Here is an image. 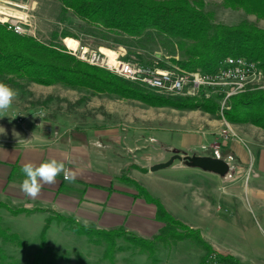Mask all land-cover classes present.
Wrapping results in <instances>:
<instances>
[{
    "label": "rangeland",
    "instance_id": "rangeland-1",
    "mask_svg": "<svg viewBox=\"0 0 264 264\" xmlns=\"http://www.w3.org/2000/svg\"><path fill=\"white\" fill-rule=\"evenodd\" d=\"M21 5H27V8H21ZM203 9L212 11L214 21L235 23L241 18H246L264 29L263 17L246 12L241 6L232 7L224 4L223 0H203ZM22 12L27 14V22L34 33L28 35L45 43L57 45L56 48L81 61L84 60L70 53L65 43L72 47L78 42V45L106 53L119 52L126 58L147 63L153 61L159 67L182 68L172 60L182 58L177 49V41L175 42L174 38L157 36L153 30H145L136 36L113 32L100 33L71 13L62 12L58 0H0V18L3 19L0 23L6 29L18 33L7 27V21L9 22L12 17L15 19ZM52 31L55 32L54 36ZM62 32L65 34L61 35ZM159 39L166 41L164 43L166 45L159 42ZM155 52H158V55H155ZM98 67L112 73L107 68ZM262 71V77H257L252 83L247 84L250 87H245L244 91L255 90L259 91V94H264V70ZM7 77L9 75L0 74V81L10 85L13 81L11 86L19 90V96L3 115L11 114L10 110H13L15 115L11 116L16 121H24L26 129L29 125L44 129L43 124L49 120L56 122L60 116H72L74 118L72 123H75L76 117H88L89 130L92 133L90 138L95 145L106 144L99 147L98 157L102 162L98 159L95 161L100 169H112L114 180L125 184L124 186L150 203L157 200L171 217L186 226L192 225L190 222L194 213L199 214L194 216L195 219L198 216L200 220L202 217L205 218L199 228L200 234L194 230V233L201 236L202 241H199L193 232L186 237L174 239L172 235L182 233L185 229L173 223L166 224V227L158 232L163 221L156 218L154 204L153 216L160 221V227L157 226L149 236L138 234L123 222L104 228L99 227L93 220L76 219L73 215H68L72 218L69 221L65 218L61 220L51 218L44 230V242L40 247L41 255L52 264H198L203 255L210 252L224 256L225 258H218L227 261L230 258L241 264H264V194L261 192L254 195L250 189H246L245 178L249 175L246 165L240 168L235 164L240 163V159L225 155L223 152V147L231 140L235 142L237 148L247 149L240 137V131L233 127V123L237 121H230L224 116L226 109H232L234 98L231 96L236 93L221 101L218 92H211L208 95H203L201 90L193 94L183 91L167 92L133 80H124L126 85L133 89L162 95L174 102L184 99L187 102L190 100L188 96L193 95L213 98L216 107L210 111L200 107H178L170 103L152 105L137 97L95 92L90 88L70 87L59 82L42 84L29 81L24 76H11L9 82ZM238 109L239 114L248 122L253 112L256 114L260 111V108L253 112L249 110L247 113L249 115H245L248 108L240 105ZM203 115L219 120V126L212 139L198 142L197 134L196 138L194 135L188 137L182 134V138L179 133L177 135L179 131L202 132L204 129L205 132ZM18 117L21 120H18ZM150 124L152 129L146 130ZM105 128L111 141L112 135L118 134L122 137L120 142L109 144L104 139L106 136L102 134ZM165 129H168L167 132H163ZM130 131L136 133V138H125ZM192 139L194 143H188ZM102 147L106 148V153L113 151L112 162L111 156L104 155ZM173 152L213 156L217 154L228 162L229 168L225 174L218 175L186 165L182 160L173 159L165 167L148 169L150 164L167 159ZM140 178L148 181L153 188L149 189ZM251 179L252 176L249 178V188L253 184L264 191V179L260 177H253V181ZM162 180L184 182L181 196L177 197V191L175 193L171 187L167 188L164 195L165 190L160 186ZM242 180L244 181L241 184ZM85 183L83 182L80 188H78L80 185H75L71 193L79 196L82 188L83 190L86 188ZM85 205L91 206V203ZM19 207L0 198V229L16 235V239L11 240H4L0 236V264H30L34 261L33 251L39 244L44 218L57 213L47 210L43 213L46 216H38L42 213H34L31 216L13 215L18 212L11 213L10 210ZM60 215L66 216L62 213ZM71 223L88 227L92 234L87 237L71 231L68 226ZM19 244L23 245L18 246Z\"/></svg>",
    "mask_w": 264,
    "mask_h": 264
},
{
    "label": "trees",
    "instance_id": "trees-1",
    "mask_svg": "<svg viewBox=\"0 0 264 264\" xmlns=\"http://www.w3.org/2000/svg\"><path fill=\"white\" fill-rule=\"evenodd\" d=\"M58 2L62 12L71 13L100 33L113 32L136 36L150 29L155 31L157 36L174 38L182 58L172 60L185 69L209 71L219 58L226 55H240L257 60L264 70V29L246 18H241L235 23L214 21L212 11L203 9V0H58ZM223 3L232 7L241 6L246 12L264 18V0H223ZM159 42L164 44L166 41L159 39ZM55 46L28 34L14 33L0 23V74L9 75L7 77L9 82L11 76H24L29 81L42 84L59 82L70 87L90 88L95 92L137 97L152 105L170 103L178 107H200L210 111L216 107L213 98L193 95L188 96L190 100L188 99L187 102L184 101L185 99L174 102L162 95L143 92L138 88L133 89L126 85L124 80L127 79L116 77L98 66L76 59ZM231 98H234L232 109L224 111L227 119L237 122L246 121V118L239 114V109L237 110L240 105L248 108L245 115L249 110L253 112L260 108L258 113L253 112L250 115L249 122L264 127V94H259V91L255 90L242 91L232 95ZM152 203L156 218L163 221L158 232H161L166 224L173 223L185 229L182 233L172 235L174 239L186 237L193 232L199 241L203 240L199 234L194 233L193 229L171 217L157 200H152ZM28 210L19 207L10 211L16 213ZM51 218L72 220L71 217L59 213L44 218L39 244L33 251L34 261L30 264H52L41 255L42 247H40L44 242V230ZM68 226L75 233L87 237L92 234L88 227L76 223ZM0 236L4 240L16 239L15 233L4 229H0ZM217 256L225 258L222 255L217 254ZM229 261L233 264H241L234 259L229 258Z\"/></svg>",
    "mask_w": 264,
    "mask_h": 264
},
{
    "label": "crops",
    "instance_id": "crops-1",
    "mask_svg": "<svg viewBox=\"0 0 264 264\" xmlns=\"http://www.w3.org/2000/svg\"><path fill=\"white\" fill-rule=\"evenodd\" d=\"M10 112L11 114L0 117V198L17 204L21 208L29 209L28 213L21 211L13 215L31 216L34 213H42L38 216H46L43 213L51 210V212L66 214V216L73 215L76 219L93 220L99 227L104 228L120 225L123 222L127 227L136 230L142 236L151 235V232L157 226L162 225V223L159 225L160 221L153 216V203L146 201L135 191L124 186L125 184H120L116 179L114 180L112 169H100L95 164L97 159L102 162L98 157L99 147L106 144L101 143L99 146L94 144L93 139L90 138L92 133L89 130L88 117H76L77 120L72 123V119H74L72 116H60L56 122L49 120V122L43 124L44 129L31 127L30 125L26 129L23 124L24 121H16L11 116L15 113H13V110H10ZM202 118L204 119V126L206 125L205 132L204 129L202 131L204 133L198 130L185 133L179 131L177 135L179 133L182 138V134H186L188 137L190 135L195 137L197 134L198 142L212 139L219 126V120L216 117H207L206 115H203ZM233 127L240 131L241 136H239L243 139L247 149L237 148L235 142L231 140L227 143V146L223 147V152L225 155L240 159V163H235L240 168L246 165L249 173L245 178L246 189H250L254 195L261 192L264 194V191L253 184L249 188V178L251 176V181H253V177L264 179V127L248 121L235 122ZM149 129H152L151 124L146 127V130ZM167 130L165 129L163 132H167ZM102 134L106 136L104 139L109 144L112 142L119 143L120 138H122L118 134L112 135L113 141H111L107 128L102 131ZM135 135V132L130 131L125 138L133 139L136 138ZM190 141L188 143H194L193 139ZM105 149L102 147L104 155H109L112 158L113 151L106 153ZM50 157L63 160L66 171L69 174L75 173L76 179L67 181L61 173L57 177V183L51 186L45 185L37 197L32 198L26 195L20 187L24 178L21 172L22 164L28 161L39 163ZM113 159H111V162ZM140 179L149 189L153 188L148 181L143 178ZM244 180L241 181V184ZM164 181L162 180L163 183L160 185L161 189L165 190L164 195L167 188L171 187L175 193L177 191V197L181 196L182 191H184V182H179V180ZM83 182H86L84 184L86 188L84 190L82 188L79 196H74L71 193L72 189L77 184L80 185L78 187L80 188ZM88 203H91V206L85 205ZM172 209L171 207V211ZM192 212L194 213L193 210ZM195 215L199 214L194 213L191 216L192 221L185 217L192 224H188L187 227L196 230L200 234L201 230L199 228H201L205 218L202 217L200 220L198 216L195 219ZM177 217L181 218L180 215H177ZM21 245L23 244L18 246Z\"/></svg>",
    "mask_w": 264,
    "mask_h": 264
},
{
    "label": "built area",
    "instance_id": "built-area-1",
    "mask_svg": "<svg viewBox=\"0 0 264 264\" xmlns=\"http://www.w3.org/2000/svg\"><path fill=\"white\" fill-rule=\"evenodd\" d=\"M21 8H27V5H21ZM27 14L19 13L15 19L12 17L7 21V27L13 31L23 34H34L30 23L27 22ZM0 21L3 19L0 18ZM68 46V51L76 57L83 59L89 64L107 68L109 71L123 78V73H133L135 81L142 83H154L162 88V91H183L193 94L201 90L203 95L211 92L221 96L223 101L228 96L244 91L247 84H220L209 83V76L221 75L223 73L237 74L254 72L255 76H262V69L257 60L250 59L240 55H226L219 58L215 66L209 71L187 70L178 67H159L152 62L147 63L140 60L123 57L119 52L106 53L85 45ZM154 64V65H153ZM252 83V82H250ZM18 120H21L18 117ZM216 149L214 148V152ZM217 156V154L215 155ZM198 264H231L225 259H219L215 252L206 254Z\"/></svg>",
    "mask_w": 264,
    "mask_h": 264
},
{
    "label": "clouds",
    "instance_id": "clouds-1",
    "mask_svg": "<svg viewBox=\"0 0 264 264\" xmlns=\"http://www.w3.org/2000/svg\"><path fill=\"white\" fill-rule=\"evenodd\" d=\"M19 96V90L10 84L0 81V117L12 106L14 100ZM21 172L23 180L21 190L28 196L35 198L39 195L45 185L51 186L57 183V177L64 174V179L73 181L76 174L66 171L63 160L50 157L42 162L28 161L22 164Z\"/></svg>",
    "mask_w": 264,
    "mask_h": 264
},
{
    "label": "water",
    "instance_id": "water-1",
    "mask_svg": "<svg viewBox=\"0 0 264 264\" xmlns=\"http://www.w3.org/2000/svg\"><path fill=\"white\" fill-rule=\"evenodd\" d=\"M155 55H158V52H155ZM173 159L182 160L186 165L197 167L201 170L213 172L218 175L225 174L229 168L228 162L223 157L209 154H180L178 152H173L167 159L150 164L148 169L155 170L165 167L169 165Z\"/></svg>",
    "mask_w": 264,
    "mask_h": 264
},
{
    "label": "bare ground",
    "instance_id": "bare-ground-1",
    "mask_svg": "<svg viewBox=\"0 0 264 264\" xmlns=\"http://www.w3.org/2000/svg\"><path fill=\"white\" fill-rule=\"evenodd\" d=\"M109 53L111 54L112 52ZM257 77H262V76H255L254 72L237 73L232 75L230 73H223L221 75L209 76V83L217 82L220 84H228V83L243 84V83L253 82L254 80L257 79ZM123 78L135 81V76L133 73H123ZM145 85L151 88H157L162 90L160 86L154 85V83H145ZM172 92L180 93L182 91H172Z\"/></svg>",
    "mask_w": 264,
    "mask_h": 264
}]
</instances>
